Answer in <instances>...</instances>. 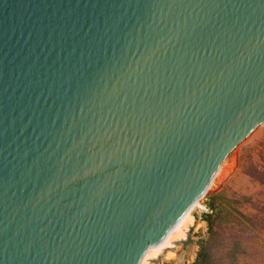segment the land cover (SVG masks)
Here are the masks:
<instances>
[{
	"label": "water",
	"instance_id": "water-1",
	"mask_svg": "<svg viewBox=\"0 0 264 264\" xmlns=\"http://www.w3.org/2000/svg\"><path fill=\"white\" fill-rule=\"evenodd\" d=\"M264 122V0H0V264H139Z\"/></svg>",
	"mask_w": 264,
	"mask_h": 264
},
{
	"label": "trees",
	"instance_id": "trees-1",
	"mask_svg": "<svg viewBox=\"0 0 264 264\" xmlns=\"http://www.w3.org/2000/svg\"><path fill=\"white\" fill-rule=\"evenodd\" d=\"M237 172L260 189L228 206L226 213L212 212L193 264H264V133L239 154Z\"/></svg>",
	"mask_w": 264,
	"mask_h": 264
},
{
	"label": "rangeland",
	"instance_id": "rangeland-1",
	"mask_svg": "<svg viewBox=\"0 0 264 264\" xmlns=\"http://www.w3.org/2000/svg\"><path fill=\"white\" fill-rule=\"evenodd\" d=\"M263 133L264 122L256 126L229 152L225 158V162L230 166L229 173L222 179L216 178L202 197L200 208H194L193 222L188 226L184 239L175 242L172 248L166 249L157 258L147 259L145 264H193L200 250L201 241L207 237L208 221L212 220L209 217L212 212L226 213L228 206H234V202L252 197L259 191L256 182L236 173V169L239 154L260 140Z\"/></svg>",
	"mask_w": 264,
	"mask_h": 264
},
{
	"label": "bare ground",
	"instance_id": "bare-ground-1",
	"mask_svg": "<svg viewBox=\"0 0 264 264\" xmlns=\"http://www.w3.org/2000/svg\"><path fill=\"white\" fill-rule=\"evenodd\" d=\"M229 170L230 166L225 162L224 158L206 190L200 194V196L191 205V207L187 210L183 217L171 228H169L158 242L151 243L139 264H145V261L147 259L157 258L163 253V251L172 248L175 242L184 239L188 226H190L193 222L192 211L194 210V208H200V201L202 200V197L207 193L211 184L214 183L213 181L216 180V178H224L229 173ZM168 257H170V255H168Z\"/></svg>",
	"mask_w": 264,
	"mask_h": 264
}]
</instances>
